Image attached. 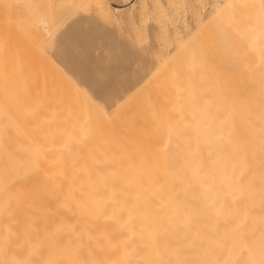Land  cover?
Masks as SVG:
<instances>
[{
	"label": "bare ground",
	"instance_id": "6f19581e",
	"mask_svg": "<svg viewBox=\"0 0 264 264\" xmlns=\"http://www.w3.org/2000/svg\"><path fill=\"white\" fill-rule=\"evenodd\" d=\"M68 7L0 8V264H264V0L112 115L50 61Z\"/></svg>",
	"mask_w": 264,
	"mask_h": 264
},
{
	"label": "rangeland",
	"instance_id": "374dc122",
	"mask_svg": "<svg viewBox=\"0 0 264 264\" xmlns=\"http://www.w3.org/2000/svg\"><path fill=\"white\" fill-rule=\"evenodd\" d=\"M28 1L30 0H0L2 6L0 8L4 9L1 10V14L5 12L9 19L18 14L17 16L22 19L25 16ZM52 1L62 8L69 4L70 7L66 10L62 9L65 14L63 11L61 12V9L58 10V12H61L57 15L59 19L57 21L52 20L54 25L50 23L52 27L49 32L45 31L44 46H46V51L49 52L48 55L51 56H49L50 61L65 76L71 77L73 83L75 82L81 87L83 93L87 96L84 97L90 99H87L88 101H93V104L98 105L107 115L108 113L109 115L116 114V112H120V109H128L129 106L126 107L127 97L135 93L136 89H138L136 93L139 96H143V93H145V90H142L144 86H147L146 90L147 88L151 89L152 83L150 82L149 86L147 79L150 80V75L152 78L153 72L157 68L158 71L156 72L158 73L163 70L162 65L164 68L170 65L182 66L185 62L183 60L189 52L184 50L182 44L184 43L190 47L189 43L198 36L204 34L205 36H202V38L210 36L211 30H213L210 28L213 26H215V29L216 26L220 27L222 24L217 21L219 17L216 19L215 11L216 9L218 11V7L221 9V6L226 2V0ZM81 4L82 6H80ZM116 7L119 8V11H116ZM1 14L0 20L4 22L6 17L2 16L4 19L2 20ZM60 15L63 19L60 18ZM53 19H56V17ZM8 22L5 21L7 29L3 30L5 32L1 33L3 35L9 32L7 31L8 26H10ZM0 25L2 26H0V30H2L4 24ZM4 28L6 27L4 26ZM213 32L215 31L213 30ZM187 40H189V43ZM51 41L54 43L51 44ZM188 47L185 49L187 50ZM176 52L182 53L177 54ZM148 57L149 59H147ZM177 61L178 63H176ZM169 62H171L170 65ZM184 65L188 66L189 64L185 63ZM231 70L233 69L231 68ZM65 72L67 73L65 74ZM157 73L153 75L156 80L152 78L153 84L154 80L156 81V87L157 78L155 76ZM132 97L135 98L133 95ZM134 101L133 99L131 103ZM122 103H124L125 108H123ZM118 104L122 106H116ZM115 106L118 107L119 111L114 112L116 110ZM2 141L9 143L6 139H2ZM2 141L0 142L2 143L0 153L7 156L6 151L4 152L3 149L5 148L8 153L10 145H6V142L3 143Z\"/></svg>",
	"mask_w": 264,
	"mask_h": 264
}]
</instances>
